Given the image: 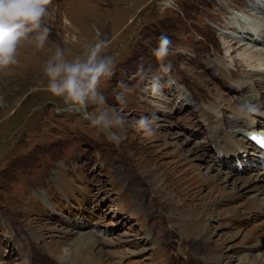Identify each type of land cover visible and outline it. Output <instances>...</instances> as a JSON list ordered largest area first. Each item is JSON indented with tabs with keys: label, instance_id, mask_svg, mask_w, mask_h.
Here are the masks:
<instances>
[{
	"label": "rangeland",
	"instance_id": "obj_1",
	"mask_svg": "<svg viewBox=\"0 0 264 264\" xmlns=\"http://www.w3.org/2000/svg\"><path fill=\"white\" fill-rule=\"evenodd\" d=\"M177 3L179 11H161L159 0H55L45 49L22 46L19 63L0 73V264H70L78 255L79 264H208L209 248L218 264H264V213L240 207L250 199L217 208L207 249L196 247L172 223L179 184L164 176L184 178L198 167L185 176L199 173L208 183L206 200L215 188L231 195L233 183L262 172L258 159L230 151L222 139L245 95L239 80L264 96V0ZM94 26L117 62L102 91L127 121L118 148L80 114L57 113L63 105L42 75L58 44L78 54L94 42ZM162 34L172 41L166 74L152 55ZM157 77L161 96L148 90ZM121 92L124 103L116 98ZM142 116L156 118L151 138L131 127Z\"/></svg>",
	"mask_w": 264,
	"mask_h": 264
},
{
	"label": "clouds",
	"instance_id": "obj_2",
	"mask_svg": "<svg viewBox=\"0 0 264 264\" xmlns=\"http://www.w3.org/2000/svg\"><path fill=\"white\" fill-rule=\"evenodd\" d=\"M159 6L161 11L180 10L177 0H159ZM55 8V0H0V73H7L19 63L22 46L31 47L36 52L45 49L52 33L51 17ZM94 30V42L83 45L78 54H72L59 44L55 47L42 66L45 90L62 103V110L80 114L118 148L125 139L122 134L126 131L127 121L121 110L106 105L102 91V87L115 75L117 62L108 51L111 41L95 26ZM171 51V39L162 34L152 49V55L165 74L171 69V65L165 63ZM137 75L144 78L142 69ZM121 87L127 91L126 85L121 84ZM163 87L157 77L148 90L153 96H161ZM116 98L124 103V92ZM240 99L242 102L231 112L230 118L244 125L254 124L256 117L264 114V107L256 102L260 99L259 93L256 96L245 93ZM4 106L5 101L0 97V107ZM155 119V116H142L131 127L148 139L155 135Z\"/></svg>",
	"mask_w": 264,
	"mask_h": 264
},
{
	"label": "bare ground",
	"instance_id": "obj_3",
	"mask_svg": "<svg viewBox=\"0 0 264 264\" xmlns=\"http://www.w3.org/2000/svg\"><path fill=\"white\" fill-rule=\"evenodd\" d=\"M251 65L252 64H249V66ZM238 85L239 87H241L242 90L245 91V93H251L252 96H256L257 93H259L255 90V88H253V86H255L253 82L239 80ZM259 96L260 99L256 102L257 104L264 107V96H262L261 94H259ZM210 112L214 115L216 121L219 122L220 116L218 114V109L213 108V110H211ZM228 124L230 126L231 131H227V129L225 130L228 134L226 135L227 137L225 139H222L225 146L232 152H235V149H241L245 154H249L254 158L258 159L257 163L262 172L256 177H259L264 181V156L262 155L261 148L257 145V143L252 141L248 137L251 133L264 134V114L258 115L256 117V122L252 125H244L231 118ZM245 129L247 132L244 131V135L242 134V136L238 138L237 134L239 132H243V130ZM216 134H218V132ZM134 167H140L142 169L143 165L137 164ZM195 168L198 169V167L196 166H191L186 171V173H183L182 176L184 175V178L173 177L171 173H168V175L164 174V176L167 182L173 181L179 184L178 195L181 199V205L177 209V212L174 214L176 218H173L172 223L176 225L178 224L179 228H181L183 233L188 237L195 238L197 241L195 243L196 247H198L199 245L200 247H204L205 249H207L206 244L207 242H210V236L207 235V232L209 231L208 219L216 212L217 208L219 209V207L222 206L223 203H230L235 201L242 202V200L244 199H250L240 204L241 209L246 210V212L253 211L264 213V184L252 185V182L253 180H255L256 177L251 181L250 179L242 181L241 186H238V183H233V186L235 187L231 195L227 194V192H225L223 188L217 187L214 189V191H212V195L210 198L208 197V199L203 200L205 198L203 196V187L208 183L203 181L204 179L200 177L199 173H195L193 177H190V179L185 176L188 175V172H194ZM143 173L146 179L147 176L145 174L149 173L145 170L143 171ZM189 180H192L191 185L188 184ZM142 181L144 180L142 179ZM192 185H195L196 187L191 188ZM223 185H225L224 188H226L231 184H229V181H224ZM114 187H116V191L119 194L120 198L126 197L125 194L127 190L122 184H118V186L116 184L114 185ZM252 192L254 193V195H250ZM197 202L201 203L197 204ZM239 214L240 211L237 210L235 212V215L232 217L234 222L239 221ZM208 252L209 255L206 258L208 264H218L219 262L217 257L215 256L214 251L209 248ZM80 257L81 256L78 255L76 260L72 262L70 261V264H79L78 259H80Z\"/></svg>",
	"mask_w": 264,
	"mask_h": 264
},
{
	"label": "snow or ice",
	"instance_id": "obj_4",
	"mask_svg": "<svg viewBox=\"0 0 264 264\" xmlns=\"http://www.w3.org/2000/svg\"><path fill=\"white\" fill-rule=\"evenodd\" d=\"M250 139L256 142L261 148H264V134L253 133Z\"/></svg>",
	"mask_w": 264,
	"mask_h": 264
}]
</instances>
